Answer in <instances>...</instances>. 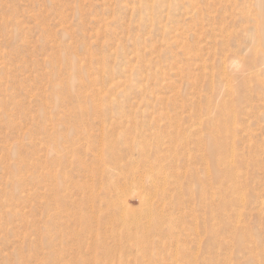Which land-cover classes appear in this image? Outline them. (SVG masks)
<instances>
[{"label": "rangeland", "instance_id": "374dc122", "mask_svg": "<svg viewBox=\"0 0 264 264\" xmlns=\"http://www.w3.org/2000/svg\"><path fill=\"white\" fill-rule=\"evenodd\" d=\"M0 264H264V0H0Z\"/></svg>", "mask_w": 264, "mask_h": 264}, {"label": "bare ground", "instance_id": "6f19581e", "mask_svg": "<svg viewBox=\"0 0 264 264\" xmlns=\"http://www.w3.org/2000/svg\"><path fill=\"white\" fill-rule=\"evenodd\" d=\"M235 63V62H234ZM239 65V64H238ZM234 117H235V114H234ZM226 130V132H225V136H229V134H228V132L230 131V130H228L227 131V129H225ZM215 133L218 135V131H215ZM220 136V135H219ZM218 140H217V138L215 137V135H212V137L210 138V141L208 142L209 144H208V148H207V150H208V155H209V158H211L213 161H214V159H215V156H216V154H218V152H224V151H228V148H226V146H221V144H220V142H217ZM220 152V153H221ZM233 153V152H232ZM227 153H224V154H222L223 156L222 157H220L218 160H219V162H225L226 161V157L227 156H225ZM233 155V154H232ZM227 172V171H226ZM222 174H224V173H222V172H216L215 174H214V176L216 177V178H219ZM226 177H227V174H226ZM118 188V187H117ZM149 195V194H148ZM142 196V195H141ZM141 199H142V197H141ZM143 200V199H142ZM143 201H145V200H143ZM142 202V201H141ZM146 202V201H145ZM143 204V206L145 207V205H144V202L142 203ZM150 204V203H149ZM230 204V202L229 201H224L223 203H222V205H223V207H224V209L228 206ZM145 209H148L147 208V206H146V208Z\"/></svg>", "mask_w": 264, "mask_h": 264}]
</instances>
